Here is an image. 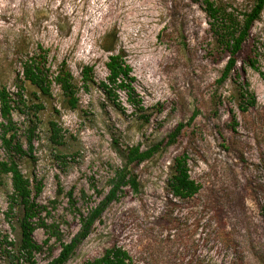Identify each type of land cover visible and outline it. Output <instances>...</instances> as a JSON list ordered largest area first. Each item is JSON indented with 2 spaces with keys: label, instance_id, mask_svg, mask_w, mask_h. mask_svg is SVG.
Masks as SVG:
<instances>
[{
  "label": "rangeland",
  "instance_id": "1",
  "mask_svg": "<svg viewBox=\"0 0 264 264\" xmlns=\"http://www.w3.org/2000/svg\"><path fill=\"white\" fill-rule=\"evenodd\" d=\"M215 1L237 13L252 5ZM110 31L118 33V50L133 68L147 120L124 91H118L123 111L98 86L109 74V53L101 44ZM39 45L50 50L54 69L67 60L81 84L83 66L94 65L97 81L90 92L80 91L75 110L63 105L57 85L48 98L27 82V103L46 108L37 117L25 106L13 114L25 149L35 129L34 158L17 161L32 180L43 182L38 201L48 206L46 221L59 226L63 241L80 229L78 209L87 214L107 194L126 149L159 146L132 166L140 190L126 187L66 264H87L113 247L128 251L131 264H264V79L248 63L257 51L264 70V10L236 71L221 84L229 53L218 46L204 6L193 0H0V90L16 98L21 60ZM242 81L257 96L246 112L239 106ZM51 121L62 129L61 144L52 141ZM184 154L201 184L188 199L174 196L168 185L175 159ZM5 157L0 136V160ZM11 184L8 179L0 186V264H16L1 243V235L15 239L19 231L17 219L6 215ZM48 237L43 228L34 232L41 244ZM61 247L51 238L37 263L48 264Z\"/></svg>",
  "mask_w": 264,
  "mask_h": 264
},
{
  "label": "trees",
  "instance_id": "2",
  "mask_svg": "<svg viewBox=\"0 0 264 264\" xmlns=\"http://www.w3.org/2000/svg\"><path fill=\"white\" fill-rule=\"evenodd\" d=\"M204 6L209 17L211 30L220 48L229 53L228 61L218 82L224 83L236 71L238 56L244 44L247 42L251 29L255 22L260 19L264 10V0H252L251 8L244 13H237L229 10L228 6L217 3L215 0H193ZM102 48L109 53V60L106 63L109 74L107 81H101V88L108 99L119 109L125 110L119 100L118 91H124L127 95V102L134 108L135 113H140L143 119L148 117L141 113L144 110L143 100L137 92L134 82L136 76L133 68L127 62L123 50H118V33L108 32L102 41ZM50 50L39 45L38 51L32 55L28 54L22 58V75L19 74L16 83L17 91L12 93L6 88L0 90V136L2 146L6 151V157L0 160V186H3L8 179L11 180L12 190L8 194V217L16 218L18 224V234L15 239H10L9 235H1V243L4 245V252L16 264H38L36 255L44 250L45 244L51 238H56L61 242V250L58 256L54 257L48 264H66L75 254L80 244L90 235L96 222L101 219L108 206L118 200L124 193L125 188L130 186L138 192L140 183L137 175L133 173V164H140L154 156L159 146L150 149H142L140 145L129 147L124 152V162L119 166L114 176L110 180V189L100 202L87 214L80 212V229L69 242L63 241V235L59 226L55 223L49 224L44 213H50L48 206L41 204L38 197L43 190L41 180H32L26 175L18 161L17 156L32 157L34 149L33 132L28 137L29 148L25 149L20 139L19 127L14 119V111L23 106L33 111L34 117L46 108L44 102H34L28 104L25 99L26 83H30L37 88L42 96L52 98L53 86L57 85L63 96V105L75 110L80 105L79 93L83 89L90 92L92 87L97 85L95 79L94 65L86 64L81 71V84H79L71 71L67 60L58 63L56 69L50 65L48 56ZM249 65L257 70L264 79V70L261 69L258 52H254L248 59ZM238 79L241 74L237 73ZM248 81H242L240 88L239 106L243 112L257 104V96L249 87ZM37 94V93H36ZM40 98V97H38ZM55 112H59L55 109ZM51 138L56 144H61L63 135L58 123L51 121ZM180 126L177 127L173 136L177 135ZM169 189L171 193L181 199H188L197 194L201 189V184L190 175L187 155L178 156L175 159L174 172L169 179ZM68 195L72 205L75 206L73 191ZM77 209V207H75ZM264 214V207H263ZM38 228H43L48 232L49 237L43 244L34 238V232ZM87 264H131V256L128 251L113 247L108 249L100 258L88 261Z\"/></svg>",
  "mask_w": 264,
  "mask_h": 264
}]
</instances>
